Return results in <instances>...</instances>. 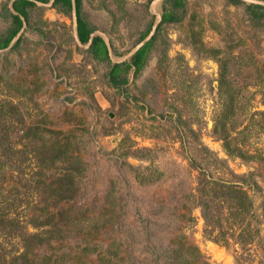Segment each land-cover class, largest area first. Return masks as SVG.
<instances>
[{
  "label": "rangeland",
  "instance_id": "obj_1",
  "mask_svg": "<svg viewBox=\"0 0 264 264\" xmlns=\"http://www.w3.org/2000/svg\"><path fill=\"white\" fill-rule=\"evenodd\" d=\"M13 1L0 0V39ZM146 1L81 0L111 63L155 34L163 0ZM27 11L0 50V215L17 225H0V264H235L238 248L205 234L195 196L200 181L241 185L253 200L244 222L264 235V27L244 6L186 0L183 21L163 25L143 69L118 90L78 41L74 8L51 0ZM220 93L235 97L227 119ZM127 147L151 152L140 161ZM181 235L201 258L162 257ZM257 251L241 264H259Z\"/></svg>",
  "mask_w": 264,
  "mask_h": 264
},
{
  "label": "trees",
  "instance_id": "obj_2",
  "mask_svg": "<svg viewBox=\"0 0 264 264\" xmlns=\"http://www.w3.org/2000/svg\"><path fill=\"white\" fill-rule=\"evenodd\" d=\"M51 0H14L11 3V9L14 13H10L12 25L7 31L5 37L0 39V50L6 49L12 40L17 36L23 26V20L27 23L28 21V11L27 9L35 6V2L46 4ZM153 0H147L146 5L148 6ZM229 5L235 7L244 6L251 24L254 27L262 28L264 27V7L255 4H245L241 0H226ZM52 6L54 8L60 7L64 12H71L74 8L75 19H76V33L78 41L83 45H88L87 50L89 51L91 57L98 62H105L108 65L107 71V83L109 86L115 89H121L122 87L128 85L129 75L137 76L138 73L143 69L147 62V58L153 48L157 33L160 32L163 25L171 23H180L183 21L186 15V0H163L162 3V14L160 16L159 24L155 29V34L147 41L142 43L139 48L134 52V54L127 61L120 63H111L109 58V51L107 44L100 36H91L93 30L89 28L88 24L81 17V0H52ZM151 29L148 28L142 32L135 45L143 42L145 38L149 35ZM17 45V43H16ZM221 97L226 100L223 101L221 108V115L223 119L229 118L233 114L232 103L235 97L231 95L227 97V94L220 93ZM233 98V99H232ZM221 117L215 122L214 128L217 131L218 126L224 130V124L219 123ZM188 132L196 135L191 127L188 128ZM159 138V137H158ZM226 138V137H225ZM227 154L229 153L227 146H225ZM203 149L210 154V151L203 147ZM150 150L146 148H130L127 147L124 155L128 158H133L142 161L144 155L150 154ZM150 160V159H148ZM133 170H139L137 167L130 165ZM238 179L244 180V176H238ZM144 178V177H143ZM136 179H139V175H136ZM212 183L213 187L208 188L206 184ZM254 187L256 193L260 195L261 189L258 187L257 183L254 182ZM196 206L201 210V216L205 226V234L210 237L213 236L212 241L223 245L224 247H230V243L236 246L239 250H235L234 260L235 264H241L244 260L252 259L250 257V251L258 249L257 253H260L259 264H264V235L260 231H255L251 228L250 220L246 222L245 218L249 216L253 200L250 197L246 189L241 185L225 181H200L196 190ZM260 208H264V196L261 195ZM252 214V213H251ZM262 211V217H264ZM260 215V214H259ZM258 215V216H259ZM252 216H255L252 215ZM0 225L16 228V224L13 220L6 219L5 215H0ZM263 219L260 215V221ZM182 243L176 248V251L172 253L169 249H166L162 257L167 259L185 260L193 263V258L195 254L197 258H201L196 247L187 242L184 235H181ZM248 252V253H247ZM170 253V254H169ZM247 256V257H246ZM256 255H253L255 257ZM246 257V258H245ZM159 258V257H158ZM259 258V257H258ZM34 264H36L34 262ZM201 264H205L202 262Z\"/></svg>",
  "mask_w": 264,
  "mask_h": 264
},
{
  "label": "bare ground",
  "instance_id": "obj_3",
  "mask_svg": "<svg viewBox=\"0 0 264 264\" xmlns=\"http://www.w3.org/2000/svg\"><path fill=\"white\" fill-rule=\"evenodd\" d=\"M154 3H155V2H154ZM152 7H153V9H155V5H153Z\"/></svg>",
  "mask_w": 264,
  "mask_h": 264
},
{
  "label": "water",
  "instance_id": "obj_4",
  "mask_svg": "<svg viewBox=\"0 0 264 264\" xmlns=\"http://www.w3.org/2000/svg\"><path fill=\"white\" fill-rule=\"evenodd\" d=\"M147 40H149V39H146L145 41H147ZM145 41H144V42H145ZM144 42H143V43H144Z\"/></svg>",
  "mask_w": 264,
  "mask_h": 264
}]
</instances>
